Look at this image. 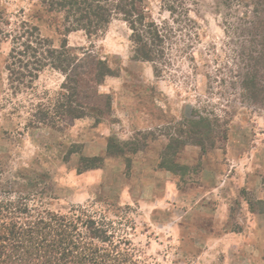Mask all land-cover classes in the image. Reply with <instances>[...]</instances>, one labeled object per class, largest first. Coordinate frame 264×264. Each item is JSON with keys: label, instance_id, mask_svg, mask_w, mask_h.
<instances>
[{"label": "rangeland", "instance_id": "obj_1", "mask_svg": "<svg viewBox=\"0 0 264 264\" xmlns=\"http://www.w3.org/2000/svg\"><path fill=\"white\" fill-rule=\"evenodd\" d=\"M42 1L0 0V207H84L135 264H264V99L241 96L236 76L255 0H141L147 20L175 28L158 77L132 59L125 21L68 33ZM22 21L77 57L85 117L29 126L55 108L65 76L46 69L27 88L11 79L2 32ZM89 56L112 72L98 85ZM82 158L97 167L81 172Z\"/></svg>", "mask_w": 264, "mask_h": 264}, {"label": "trees", "instance_id": "obj_2", "mask_svg": "<svg viewBox=\"0 0 264 264\" xmlns=\"http://www.w3.org/2000/svg\"><path fill=\"white\" fill-rule=\"evenodd\" d=\"M42 3H46L49 10L64 15L66 32L84 31L88 37L104 32L114 19L120 18L128 24L131 32L133 60L152 63L157 77L161 74L160 65L169 64L164 59L165 43L174 36L175 28L165 20H147L139 11L141 0H43ZM168 7L172 15L173 5ZM2 33L3 40L11 43L7 70L19 86L27 88L32 85L46 69L59 71L65 76L53 111L47 110L42 118L36 117L29 126L47 123L61 128L67 120L85 117L86 107L92 106L91 101L87 106L73 100L79 80L70 72L78 61L66 42L54 48L51 42L41 37L37 27L23 21ZM241 33L249 36V45L248 49L246 46L241 48L242 64L236 72L240 78V94L260 104L264 99V0H255L254 25L249 32ZM85 64L93 71V85L111 76V69L104 61L89 56ZM222 69L224 67L218 71L221 73ZM219 80L224 82L223 78ZM96 160L82 158L79 169L81 172L95 169ZM104 223L103 219L96 220L84 207L61 214L29 208L25 203L2 206L0 264H135L129 250H119V243L112 240V233Z\"/></svg>", "mask_w": 264, "mask_h": 264}]
</instances>
